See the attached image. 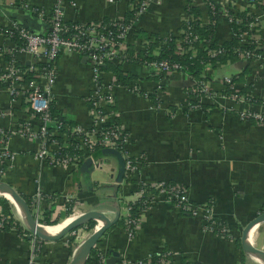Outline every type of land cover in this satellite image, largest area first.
Listing matches in <instances>:
<instances>
[{"label":"crops","instance_id":"1","mask_svg":"<svg viewBox=\"0 0 264 264\" xmlns=\"http://www.w3.org/2000/svg\"><path fill=\"white\" fill-rule=\"evenodd\" d=\"M55 1L0 0V28H6L13 21L22 28L42 33L47 13ZM139 1L59 0V3L64 21L89 23L124 19L130 13L132 16L133 6ZM193 4L199 9L201 26L213 17L217 43L233 36L223 15L225 9L253 15L256 22L248 40L253 44L259 42L257 56L252 59L236 56L214 67L205 63L198 81L205 83L207 92L198 96L191 93L198 81L186 72L172 70L156 82L146 67L129 61L130 51L134 54L149 49L152 56H158L165 47V37H175L172 45L175 53L182 22L188 15L186 7ZM130 28L124 41L126 58L118 62L126 79L124 82L119 79L123 85H113L110 94L112 118L127 134V153L138 165L135 171L124 172L115 195H112V185L118 163L114 155L94 151L100 167L93 168L83 159L75 168H70L53 158L46 161L35 158L36 140L11 134L28 114L27 103L23 97L12 98L1 79L0 128L10 132L7 150L13 157L1 160L0 181L21 197L26 196L28 209L33 197L38 195L37 221L42 225L45 218L54 221L44 224L46 227L87 209L104 210L111 217L116 206L112 209L95 206L97 200L109 197L117 199L118 218L124 221L129 216L130 204L142 198L137 194L136 182L147 186L161 181L167 185L165 191L177 186L184 190L191 204L197 205L194 214L179 210L163 189L151 186L146 193L151 197L150 203L139 211L136 225L128 229L125 225L110 227L92 249L104 254L105 264H130L138 259L162 264L160 255L165 253L169 255L164 259L175 264L180 257L189 264H239L241 258L242 264H246V253L235 239L239 242L245 224L264 212V123L242 119L239 112L261 109L264 102V13L246 0H205L201 4L194 0H153L147 1L142 12L134 16ZM137 29L141 34L134 35ZM12 41L0 33V52L8 49ZM15 58L25 66L31 56L16 53ZM6 59V54L1 53L0 73ZM54 64L55 79L50 91L56 110L53 127L56 137L63 141L60 136L65 128L60 130L57 117L63 121V127L89 125L86 98L89 69L75 53H59ZM242 70L246 73L241 79L234 78L230 85L223 83V77L231 79ZM130 83L136 84L137 90H130L127 86ZM189 99L195 100L198 107L187 105ZM0 197L6 199L1 193ZM208 205L213 218L225 227L228 235L219 229H202L201 209ZM7 211L3 217L17 222L22 232L17 233L11 227L0 228V264H24L31 248L29 231L12 205L7 204ZM261 224L264 221L258 227ZM258 234L259 230L252 235L250 232L248 243L263 249ZM68 253V245L60 238L42 240L35 264H67L71 255Z\"/></svg>","mask_w":264,"mask_h":264},{"label":"built area","instance_id":"2","mask_svg":"<svg viewBox=\"0 0 264 264\" xmlns=\"http://www.w3.org/2000/svg\"><path fill=\"white\" fill-rule=\"evenodd\" d=\"M147 1L153 0H141L133 6L134 16L142 12ZM194 1L199 4L203 1L205 2V0ZM246 2L256 5L264 13V0H246ZM208 7L209 9L212 8L213 11L212 6ZM223 15L226 17L228 24L232 23L234 25L232 35L237 39V45L233 48V51L236 56L242 59L256 57L255 49L259 47V42L253 44L248 40V34L256 22V18L253 15L251 16L249 12H246L241 17L234 9H225ZM191 19L190 15L185 17V28L181 29L178 35L175 51L177 54L184 53L190 49L192 43L196 40L198 41L197 35L189 31L190 26L188 24ZM197 20L200 23V14ZM45 23V29L42 33H35L29 29L22 28L13 21L8 23L5 32L4 29L0 28V33L9 38H11L9 35L11 30L16 29L17 36L22 41L21 44H18L16 40H13L8 49L0 52V55L5 53L8 56L1 69L0 79L5 83L6 90L12 98L23 97L27 103L26 110L28 114L25 119L16 124L11 134H16L24 139L36 140L34 157L39 160L46 161L48 158L49 160L53 158L60 165L75 168L81 160L89 159L91 166L97 168L100 167L101 163L93 156V152L98 148H110L118 151L123 157L124 172L131 173L135 171L138 164L137 160L130 157L127 153V134L112 118L111 106L113 98L110 90L113 85L122 83L114 74H106V71L102 69L106 63L117 64L126 58L124 41L131 29L132 19L128 23H124L122 18L107 22L69 23L64 21L59 0H56L47 13ZM167 39L169 37H165L164 44ZM203 48L206 49L208 57L224 52V49L219 45L213 48L208 46ZM64 52L77 54L88 66L90 85L86 98L89 104V125L87 127L81 125L65 127L60 136L63 141H60L54 133L55 118L50 113L49 104L52 101L50 91L55 79L54 60L59 53ZM16 53H26L31 58L28 59L29 61L25 66L20 65L15 58ZM39 64L42 65L39 66ZM140 64L146 67L151 75L159 76L155 80L156 82L159 81L160 76L172 70L183 71L178 64L165 58H153L142 61ZM25 72H30L31 78L24 80L23 75ZM222 81L226 85L231 83L230 77L227 76L223 77ZM127 86H129L130 90H137L136 84L130 83ZM194 87L191 93L196 96L207 92L203 81H198ZM158 88L159 86L156 85L155 89ZM188 104L191 107H198L196 101L194 103L187 101ZM261 107V109L255 111L241 110L239 116L242 119H252L256 122L264 123V102ZM50 127L53 128L52 131ZM9 136L10 132L0 128V176L2 173L1 160H11L13 157V153L7 150ZM162 184L163 182L160 181L149 186L165 191ZM147 192V187H140L137 190L138 196L142 197L141 202L145 204L140 211L146 209L150 203L151 197L148 194L146 196ZM165 192L167 198L172 200L179 210L190 212L191 214L196 212L197 205L195 206L187 200L182 188L174 186L173 189ZM39 202L40 197L36 195L29 205V211L37 223H39L37 221ZM210 209V205L201 209L200 216L204 223L202 229H219L223 234L228 235L225 227L215 221ZM102 212L109 217V212L106 213L104 210ZM135 223L136 220L126 215L124 219L126 229L129 228L130 224L136 225ZM95 227L96 223L88 231L96 230ZM27 233L30 238L31 248L24 264H35L39 244L42 240H37L34 234ZM95 252V256H91V258H94V262L96 264H105L104 254H101L97 249ZM165 255L169 254L160 255L162 264H175L173 260L166 261L164 259ZM130 264H149V262L138 259Z\"/></svg>","mask_w":264,"mask_h":264},{"label":"trees","instance_id":"3","mask_svg":"<svg viewBox=\"0 0 264 264\" xmlns=\"http://www.w3.org/2000/svg\"><path fill=\"white\" fill-rule=\"evenodd\" d=\"M141 1V0H140ZM139 1V2H140ZM238 13V12H237ZM186 14L190 15L192 17L191 21L189 22V31L192 34L197 35L198 41L196 40L194 43H192V46L190 47V49H188L187 51H185L182 54H177L174 53L172 51V45H173V41H174V36L169 37V39L165 40V47H163L160 51V54L156 57L152 56L150 54L149 49L144 50V51H140V52H134L130 51L129 55H130V59L129 61L133 62H139L141 63L142 61H147V60H151V59H159V58H165L170 62H174L176 64H178L182 70L184 72H186L189 76H191L193 79L195 80H200V76L198 75L199 72L203 69L204 64L205 63H209L211 64L212 67H214V65L216 63H223L225 60H234L236 58V53L233 51V48L236 47L237 45V39L232 36L229 40H225L222 41L220 43H217V41L214 39V23L212 22L213 17L210 18V22L205 25V26H201L199 21L197 20V17L199 15V9L196 5H191L189 7H186ZM238 15H240L241 17H243V12H239ZM134 18V15L131 16V13L128 14L124 19H122V21L124 23H128L131 19ZM19 26V25H18ZM181 29L185 28V22H182L181 25ZM230 28H234V25L231 23L229 24ZM4 32H5V28ZM134 35H139L140 30H135L133 31ZM11 36L12 40H16L18 44H21V40L18 38L17 36V32L16 29L11 30V33L9 34ZM201 44H200V43ZM200 44V45H199ZM217 45H219L220 47H222L224 49V52L222 54H217L213 57H208L206 55V49H204V46H208V47H217ZM256 51V49H255ZM8 58V56H7ZM42 64H39V66H41ZM102 69L104 70H110L112 73H114L117 77V79L122 80V82L125 81L126 77L123 76L122 74V70H121V64L117 63V64H113V63H106ZM246 73V70H242L239 74L236 75V77H232L231 80L235 79H241L243 77V75ZM161 77V76H160ZM24 80H27L29 78H31V73L30 72H25L23 75ZM150 78L157 80L159 78V76L157 75H152L150 76ZM190 103H194L195 100L189 99L188 100ZM49 110L50 113L52 115H54L53 113L56 112L55 108L53 107V101L50 102L49 104ZM60 118L57 117V121L58 123H60L61 126V131L65 128L63 127V121L59 120ZM71 125V124H70ZM68 125V126H70ZM96 152H101V148H98L95 150ZM94 154V152H93ZM96 156V155H95ZM137 185V189L140 187H147L148 190H151L152 187L149 185H143L141 184V182H136ZM163 187L167 186L166 184H162ZM22 198L27 202L28 198L26 196L22 195ZM113 205L117 207V199L116 198H103L100 200H97V202H95V206L97 208H107V209H112ZM145 204H143L141 202V199L133 202L132 204H130V208H129V218L136 220L137 216L139 214V211L144 207ZM0 209H1V213H0V228H3L5 230L11 228L16 229V232H22V227L17 223L14 222L13 219H8L6 220L3 215L8 214L7 211V200L4 199L3 197H0ZM44 224H52L54 221H49L46 218L43 220ZM43 224V225H44ZM57 224V223H56ZM53 224V225H56ZM94 224V221H87L86 223L80 225V226H85L87 230H89ZM124 221L122 220L121 217H119L115 223L111 226H124ZM52 226V225H49ZM133 225L130 224L129 227H132ZM79 227V226H78ZM77 227V228H78ZM77 228L71 230V231H75ZM236 240V244L239 246V242L238 239ZM69 242V241H68ZM68 245V250L69 253L68 255L71 254L70 248L71 246L69 245V243H67ZM96 252L94 249L90 250L89 255L86 257V259L84 260L83 264H96L95 262H91V256H95ZM242 258L240 259V263L242 264ZM177 264H189L188 262H186L183 258H179L177 261Z\"/></svg>","mask_w":264,"mask_h":264},{"label":"water","instance_id":"4","mask_svg":"<svg viewBox=\"0 0 264 264\" xmlns=\"http://www.w3.org/2000/svg\"><path fill=\"white\" fill-rule=\"evenodd\" d=\"M101 152L105 154L114 155L117 159L118 172L115 178V182L112 185V195H115L117 184L122 180L124 174L123 157L118 151L110 148H103L101 149ZM86 162H89V159H86ZM0 193H7L10 196L11 200L18 206L22 214L23 222L27 227V230L43 241L57 240L67 232L77 228L78 226L86 223L87 221H100L102 223L96 230L88 234L79 243L77 249L71 254L67 264H83L84 260L88 256L94 244L99 240L101 235L115 223L119 216L118 207L114 208V212L111 217H108L99 209H87L75 216L57 233L48 235L42 230L41 224L37 223L33 219L24 199L18 193H16L8 184L2 181H0ZM261 221H264V212L259 213L245 224L239 236V246L242 252L246 254H254L255 256L264 261V251L254 247L246 241V234L249 228L258 224Z\"/></svg>","mask_w":264,"mask_h":264},{"label":"rangeland","instance_id":"5","mask_svg":"<svg viewBox=\"0 0 264 264\" xmlns=\"http://www.w3.org/2000/svg\"><path fill=\"white\" fill-rule=\"evenodd\" d=\"M8 206H11L12 205V208H14V212L15 214L20 218V221L22 223V225L25 227V229H27V227L25 226V223L23 222V219L22 217L19 215V212L17 209H15L14 205L11 203H7ZM82 212V211H81ZM78 214V213H76ZM72 215H75V214H72ZM71 215V216H72ZM69 216V217H71ZM67 216L64 218L66 219ZM64 219L62 220H59L58 221V224L59 223H62L64 221ZM96 222L94 221V224ZM57 224V225H58ZM45 226V225H44ZM56 226V225H54ZM54 226H48V227H54ZM92 228V227H91ZM90 228V229H91ZM258 230H259V234H258V238L259 240H261V242L264 244V224H261L259 227H258ZM91 231H88L86 229V227L83 225V226H79L75 231H69L67 232L66 234H64L61 238H60V241H62V243H64L65 245L67 243H69V245L71 246L70 248V251H71V254L77 249L79 243L90 233ZM261 234V235H260ZM69 241V242H68ZM254 246H257L255 243H254ZM262 249V248H261ZM264 251V247L262 249ZM246 255V264H257V262L255 260H253L248 254H245ZM71 256V255H70ZM69 256V257H70ZM251 259V260H249Z\"/></svg>","mask_w":264,"mask_h":264},{"label":"bare ground","instance_id":"6","mask_svg":"<svg viewBox=\"0 0 264 264\" xmlns=\"http://www.w3.org/2000/svg\"><path fill=\"white\" fill-rule=\"evenodd\" d=\"M1 195H3L4 197H6V199L12 203L15 207V209L18 210L19 212V215L22 217V214L18 208V206L11 200L10 196L7 194V193H1ZM75 217V215L65 219L62 223L54 226V227H42L44 225H41L42 227V230L44 231V233L48 234V235H52V234H55L57 233L64 225H66L69 221H71L73 218ZM102 223L100 221H97L96 222V227L95 229H97ZM258 230V224L252 226L249 228L247 234H246V241L248 242V237H249V234L251 232V235L254 234L256 231ZM250 242V241H249ZM251 243V242H250ZM253 260H255L257 262V264H264V261L260 258H258L257 256H255L254 254H248Z\"/></svg>","mask_w":264,"mask_h":264}]
</instances>
